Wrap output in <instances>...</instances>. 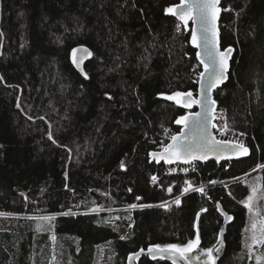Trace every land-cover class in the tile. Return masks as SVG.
Segmentation results:
<instances>
[{
    "label": "trees",
    "instance_id": "16d2710c",
    "mask_svg": "<svg viewBox=\"0 0 264 264\" xmlns=\"http://www.w3.org/2000/svg\"><path fill=\"white\" fill-rule=\"evenodd\" d=\"M179 2L0 0V213L7 214L0 216V264H126L141 248L195 238L201 208L208 209L198 225L207 249L223 223L217 202L233 216L218 264H257V246L246 247L251 217L239 201L249 185L264 187V170L252 171L264 164V0L221 2L228 11L220 45L234 53L228 80L213 95L229 126L248 136L250 155L199 163V176L162 177L158 187L152 141L168 127L178 133L174 122L185 113L164 95H196L202 70L190 27L178 30L165 13ZM79 45L93 53L86 76L70 61ZM185 180L232 181L228 190L188 193L178 208L126 209L163 203ZM255 204L264 211V199ZM41 216L55 220L29 219ZM192 256L202 264L199 252ZM139 264L171 263L143 257Z\"/></svg>",
    "mask_w": 264,
    "mask_h": 264
},
{
    "label": "snow or ice",
    "instance_id": "6c2138e0",
    "mask_svg": "<svg viewBox=\"0 0 264 264\" xmlns=\"http://www.w3.org/2000/svg\"><path fill=\"white\" fill-rule=\"evenodd\" d=\"M228 11V9L221 8V0H180L178 5H174L165 9L166 14H170L176 17L180 24L177 25L179 30L180 26L183 25L185 28L188 26V22L192 21L194 27L191 30V44L195 48H202V51L196 53L197 60L203 65V71L199 74L198 83L201 85V97L203 99L193 98V93L176 91L170 95H164V99L173 101L177 105L183 108L191 109L193 105H199L202 108V112L192 113L189 112L185 115L178 117L175 120L177 125H182L178 135H171V143L162 144V150L160 152H152L150 156L157 162L163 160L165 163L171 164L176 161H182L185 164H190L197 160H207L209 155H215L217 163L220 160H231L235 158H243L249 155L248 147L242 141H221L217 140L207 128V123H210V117L214 119L212 115L215 112L216 101L210 96V92L213 88L223 84L228 79L227 73L229 72V59L231 58L233 49L231 47L221 50L219 29L217 21L220 17L221 11ZM86 51V50H85ZM77 50L73 49V63L80 67V62L76 58ZM91 55V53H89ZM207 76V89L205 90V77ZM87 78V77H86ZM163 95V94H161ZM111 99V97H108ZM19 107V104H17ZM43 119V117H41ZM211 127L216 128L215 124ZM184 129H189V132H185ZM228 129L227 124L220 129L221 134H225ZM243 135V133H241ZM49 140H52L51 134L48 136ZM53 143L55 141L53 140ZM2 147V146H0ZM120 167H125L124 163L121 162ZM257 169L264 170V164H256L252 171ZM186 171V169H185ZM247 175V174H245ZM156 177L153 176V182L156 181ZM234 180L240 181L239 177H234ZM210 184H216L217 181L210 180ZM186 185L182 191L181 196L189 191H196L200 194H205V188L203 186L194 188L192 183L185 180ZM131 191V189H129ZM169 192L172 191L170 187ZM231 195V192H229ZM141 199L137 197V200ZM257 199H264V187H257L255 185H249V195L239 201L245 209H247L251 220L250 224L246 225L244 231L250 233L249 239L250 244H246L249 252H252L253 246L264 247V211L256 207L255 201ZM174 203L179 206L181 199L179 196L176 197ZM152 205H140V207H151ZM165 205H161L164 207ZM216 210L224 217V222L227 224L233 219L221 208L220 203H216ZM130 208H136V204L129 205ZM208 209L201 208L196 213V221L193 227L196 229L195 238H191L187 243L175 244L169 243L165 245L155 244L150 245L147 248V254L151 256L153 260L160 257L161 259L167 256L172 259V264H177V261L182 264H192L193 256L195 252H199V256H196L197 261L200 257H204L202 264H216L217 254L222 250L223 247V233L225 229L220 228V233L217 236L216 245L207 249H201V236L199 232V221L201 213L207 212ZM7 215L0 213V216ZM68 215V213H63ZM259 218V219H257ZM29 219H39L44 223H50L55 220V216H41L39 218L29 217ZM43 224L37 225V230H41ZM55 236L52 240L55 241ZM125 239V237H121ZM145 249H140L139 252L133 253L129 256L131 261L134 258H139ZM257 264H261L264 257H256Z\"/></svg>",
    "mask_w": 264,
    "mask_h": 264
},
{
    "label": "built area",
    "instance_id": "2783aa9c",
    "mask_svg": "<svg viewBox=\"0 0 264 264\" xmlns=\"http://www.w3.org/2000/svg\"><path fill=\"white\" fill-rule=\"evenodd\" d=\"M213 116L215 117L213 119V124H215L217 127L213 128V133L214 136L217 140H221V141H242L246 146L248 144V136L241 131L232 129L229 126V121H228V113L225 109L223 108H218L216 107L215 112L213 113ZM227 124L228 129L226 131L225 134H221L220 129H222L224 127V125ZM241 133H243V135H241ZM176 132L171 129V128H165L162 132V134L156 139L152 141V144L154 145V147L156 148V150H162V144H168L169 141L171 140L170 137L171 135H175ZM160 169L158 170L157 174L155 175V177L157 178L155 182H153V180L151 181V184L153 186H158L160 187V183H161V178L162 177H168V176H192V175H198L199 176V163L198 162H192L190 164H173V165H163L159 167ZM186 169V171H185ZM233 180V179H232ZM232 180H214L217 181L216 184H210L209 181H200L198 184L193 185L194 188H198L203 186L204 188L208 187V186H214V185H221L223 186L226 190L227 189V183L232 181ZM186 186V185H185ZM184 186V187H185ZM172 188V187H171ZM191 192H196V191H189L187 193H184L181 196V192L178 194H175L173 196H171L168 200H166L163 203L160 204H156V205H152L153 207L158 206L161 207V205H165L164 207L167 209H172V208H178L179 206H177L174 203V200L176 199L177 196L180 197V199ZM199 193V192H198ZM137 207L136 208H130L129 206L126 208L127 210H134V209H138V208H145V207H140L139 204H136Z\"/></svg>",
    "mask_w": 264,
    "mask_h": 264
},
{
    "label": "water",
    "instance_id": "95a60500",
    "mask_svg": "<svg viewBox=\"0 0 264 264\" xmlns=\"http://www.w3.org/2000/svg\"><path fill=\"white\" fill-rule=\"evenodd\" d=\"M223 1H226V0H221V2H223ZM180 3V2H179ZM178 3V4H179ZM177 4V5H178ZM222 8V7H221ZM223 11V10H222ZM222 11H221V14H220V17H219V19H218V21H217V26H218V29H219V39H220V28H219V25H220V19H221V15H222ZM176 18V17H175ZM177 19V18H176ZM177 21L180 23V21L177 19ZM187 27H190V45H191V47L196 51V53L197 52H199V51H202V48H195V47H193V45L191 44V30H192V28L194 27V25H193V23H192V21H189L188 22V26ZM229 47H231L232 49H233V52H232V55H231V58L229 59V71H230V63H231V60H232V56H233V53H234V47H232V46H229ZM220 48H221V50H223V48L221 47V45H220ZM226 48H228V47H226ZM73 49H76L77 50V52H76V54H75V56H76V58L79 60V62H80V67L78 68L77 66H76V64H74L73 63V59H74V56H73ZM72 49V51H71V54H70V61H71V63H72V65L74 66V68L78 71V72H80L82 75H84V76H86V74H85V72H84V65H85V63L88 61V60H90L91 58H92V55H93V53H92V51H91V49L90 48H88L87 46H85V45H79V46H76V47H74ZM225 49V48H224ZM86 50V51H85ZM89 53H91V55H89ZM198 61V63H199V65L202 67V70H201V72L204 70L203 69V65H201L200 64V61L199 60H197ZM229 74V72L227 73V75ZM228 80V79H227ZM227 80H225L224 81V83L223 84H221V85H219L218 87H216V88H213L212 90H211V92H210V96H211V98L214 100V91L215 90H217V89H219V88H221L226 82H227ZM207 89V76L205 77V90ZM193 98L194 99H196V98H199V99H203V97H201V85H200V83H198V86H197V93H196V95H193ZM180 106V105H179ZM181 107V106H180ZM216 107H217V104L215 105V109H216ZM183 108V107H182ZM184 110H185V113L183 114V115H185V114H187V113H189V112H192V113H197V112H202V108L199 106V105H193L192 106V108L191 109H186V108H183ZM213 115V114H212ZM182 116V115H181ZM180 117V116H179ZM210 120H211V122L210 123H207V128H208V131L214 136V133H213V127H211V125L213 124V119L210 117ZM174 125L176 126V127H178L179 128V132H180V130H181V128L183 127L182 125H177L175 122H174ZM184 131L185 132H189V129H184ZM179 132L178 133H176L175 135H178L179 134ZM215 137V136H214ZM169 143H171V140L169 141ZM248 147V146H247ZM248 149H249V155H250V148L248 147ZM161 150H154V151H152V152H160ZM151 152V153H152ZM248 155V156H249ZM247 156V157H248ZM149 157H150V162L151 163H154L156 166H158V167H160V166H162V165H173V164H182L183 162L182 161H176V162H174V163H171V164H168V163H165L163 160H160L159 162H157L156 160H154L153 158H152V156H150L149 155ZM247 157H243V158H235V157H233L231 160H220L219 161V163H217V161H216V157H215V155L213 154V155H209V158L207 159V160H197V161H195V162H198V163H201V164H204V163H207V162H215V163H217V164H221V163H223V162H234V161H239V160H242V159H245V158H247ZM194 162V161H193ZM220 206H221V204H220ZM221 208L223 209V207L221 206ZM224 210V209H223ZM224 212H226L225 210H224ZM229 216H231V217H233L230 213H228V212H226ZM223 217V216H222ZM232 221H233V219L231 220V221H229L227 224H225V222H224V217H223V223H222V225H221V227H223L224 229H225V231H224V233H223V236H222V239H223V247H222V250L217 254V260H216V264H218V262L220 261V259L222 258V256H223V254H224V250H225V241H224V236H225V234H226V231H227V228H228V226H229V224H231L232 223ZM220 227V228H221ZM219 233H220V230H219ZM219 233H218V235H219ZM216 245V244H215ZM148 248V247H147ZM147 248L145 249V252L144 253H142L141 255H140V257L139 258H134V259H132L131 261L129 260V256L130 255H132L133 253H136V252H139L140 251V249L139 250H137V251H135V252H132V253H130L128 256H127V259H126V264H139V262L141 261V259L143 258V257H148L149 259H151V260H153L152 258H151V256H149L148 254H147ZM142 249V248H141ZM157 259H161L160 257H157ZM157 259H155V260H157ZM162 260H164V261H166V262H169V263H171L172 264V259H170V258H168L167 256H165V258H163ZM177 264H182V262H180V261H177Z\"/></svg>",
    "mask_w": 264,
    "mask_h": 264
},
{
    "label": "rangeland",
    "instance_id": "374dc122",
    "mask_svg": "<svg viewBox=\"0 0 264 264\" xmlns=\"http://www.w3.org/2000/svg\"><path fill=\"white\" fill-rule=\"evenodd\" d=\"M260 209V208H258ZM259 219V218H257ZM261 256L264 257V247H257L255 250H253L252 259L255 263H257L256 257ZM261 264H264V260L261 261Z\"/></svg>",
    "mask_w": 264,
    "mask_h": 264
},
{
    "label": "bare ground",
    "instance_id": "6f19581e",
    "mask_svg": "<svg viewBox=\"0 0 264 264\" xmlns=\"http://www.w3.org/2000/svg\"><path fill=\"white\" fill-rule=\"evenodd\" d=\"M163 166V165H162Z\"/></svg>",
    "mask_w": 264,
    "mask_h": 264
}]
</instances>
